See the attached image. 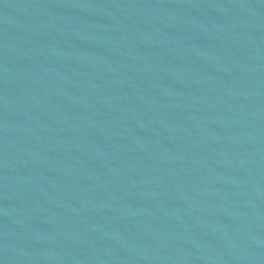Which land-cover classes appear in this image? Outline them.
<instances>
[{
    "label": "water",
    "instance_id": "water-1",
    "mask_svg": "<svg viewBox=\"0 0 264 264\" xmlns=\"http://www.w3.org/2000/svg\"><path fill=\"white\" fill-rule=\"evenodd\" d=\"M0 264H264V0H0Z\"/></svg>",
    "mask_w": 264,
    "mask_h": 264
}]
</instances>
